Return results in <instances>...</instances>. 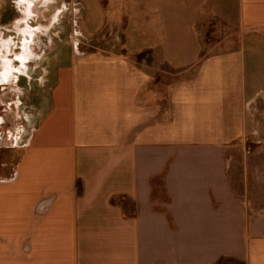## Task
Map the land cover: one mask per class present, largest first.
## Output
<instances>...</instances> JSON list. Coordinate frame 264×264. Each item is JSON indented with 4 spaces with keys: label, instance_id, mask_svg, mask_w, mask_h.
<instances>
[{
    "label": "crops",
    "instance_id": "0c3cea01",
    "mask_svg": "<svg viewBox=\"0 0 264 264\" xmlns=\"http://www.w3.org/2000/svg\"><path fill=\"white\" fill-rule=\"evenodd\" d=\"M0 116V264H264V0H0Z\"/></svg>",
    "mask_w": 264,
    "mask_h": 264
},
{
    "label": "rangeland",
    "instance_id": "374dc122",
    "mask_svg": "<svg viewBox=\"0 0 264 264\" xmlns=\"http://www.w3.org/2000/svg\"><path fill=\"white\" fill-rule=\"evenodd\" d=\"M75 12H71V15H69V21H73V16ZM120 20V19H119ZM68 19L65 20V23L69 22ZM110 21H115V20H108V24L105 28V30L101 33V35L98 36H88V35H83V36H76L72 34L71 42H70V50L72 51L73 48H77L79 54H92V53H102V54H107V55H113V54H129L131 51L130 45L125 42V38L123 35V30L120 29V27ZM122 26H125L127 23V18L125 17L123 21L121 20ZM120 23V24H121ZM58 26H62L58 25ZM62 35V34H60ZM135 35V33H134ZM42 37V36H41ZM38 39V45H36V51L34 53H37L38 60L40 57H45L48 56L51 52H58L59 49H65L66 45L62 44L60 45L59 43L56 44H46L43 42V38ZM78 38L79 41L76 39ZM79 42L78 45L75 44V42ZM61 47V48H60ZM63 47V48H62ZM67 51V48L65 49ZM142 56H145V59H141V53L140 54H131V57L135 59L136 62L141 63V61H144L146 63H156L157 65H160V71L159 73L156 74L155 80L151 83V86L155 89L157 96L158 97H163L162 95L166 93V83L170 81L174 76L175 73L170 70V68L161 63L160 60L154 59L153 56H148L145 54H142ZM26 56H23L25 58ZM7 61V59H6ZM8 62V61H7ZM38 65H42L41 67L47 65V61H38ZM156 64H154L156 66ZM10 68L5 66V71H9ZM40 69V66H39ZM38 69V71H39ZM42 72V70L40 71ZM161 82H159V81ZM8 110V109H7ZM2 111L1 113L6 114V117L14 116L16 115V109L14 106L8 110V111ZM36 111L41 113L42 109L41 107H20L19 111H17V114H21L22 117L26 116L27 118L29 117H34L36 115ZM6 122H8L6 120ZM12 125V123H11Z\"/></svg>",
    "mask_w": 264,
    "mask_h": 264
},
{
    "label": "flooded vegetation",
    "instance_id": "af4514ba",
    "mask_svg": "<svg viewBox=\"0 0 264 264\" xmlns=\"http://www.w3.org/2000/svg\"><path fill=\"white\" fill-rule=\"evenodd\" d=\"M1 117V116H0Z\"/></svg>",
    "mask_w": 264,
    "mask_h": 264
}]
</instances>
